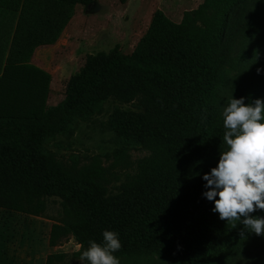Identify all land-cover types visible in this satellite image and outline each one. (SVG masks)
<instances>
[{
  "label": "trees",
  "instance_id": "16d2710c",
  "mask_svg": "<svg viewBox=\"0 0 264 264\" xmlns=\"http://www.w3.org/2000/svg\"><path fill=\"white\" fill-rule=\"evenodd\" d=\"M92 2L58 0L61 7ZM237 6L245 14L231 24V12ZM228 32H235L238 42L236 53L227 60L222 53L218 57V52ZM226 60L228 71L219 73ZM126 71L174 88L186 86L179 104L154 99L143 112L115 109L111 115L114 133L128 145L143 144L150 156L134 160L118 152L117 162L107 165L98 156L81 161L0 153V209L43 216L48 198L61 200V212L53 219L48 236L51 247L70 236L86 247L89 240L99 242L101 231L108 229L119 234L122 244L183 253L175 240L161 233L159 213L152 215L155 224L147 229L145 221L150 218L135 223L117 202L126 192L155 186L175 200L192 201L210 211L198 197L206 190L201 176L215 167L224 147L219 107L231 93L233 98L244 97L245 103L256 98L264 102V0H203L197 8L184 11L180 22L156 10L132 53L88 61L65 100L41 118L0 114V137H15L25 149H32L75 111L103 99L108 94L101 89L104 81ZM122 178L117 188L122 192L112 195ZM214 215L217 218L200 239L203 246L227 235L230 222ZM250 215L264 217V210ZM242 250L239 246L230 257H219L211 264H231ZM66 257L52 253L44 264H65ZM119 259L120 264H143L126 255ZM194 260L192 264H203L200 257Z\"/></svg>",
  "mask_w": 264,
  "mask_h": 264
},
{
  "label": "rangeland",
  "instance_id": "374dc122",
  "mask_svg": "<svg viewBox=\"0 0 264 264\" xmlns=\"http://www.w3.org/2000/svg\"><path fill=\"white\" fill-rule=\"evenodd\" d=\"M202 2L93 0L88 6L61 7L58 0H0V114L41 118L65 100L88 61L132 53L156 10L163 8L173 21L180 22L184 11L197 8ZM242 11L241 6L232 10L231 24L245 14ZM237 36L235 32L227 33L218 57L222 53L228 60L236 53ZM227 60L221 63L219 73L228 71ZM101 89L108 93L103 99L75 111L32 149H25L15 137L2 136L0 153L81 161L98 156L107 165L115 161L118 152L134 160L150 156L143 144L128 145L114 133L111 115L115 109L143 112L154 99L179 104L186 86L174 88L126 71L106 79ZM123 180L115 183L112 195L122 192L117 188ZM122 198L117 203L131 213L135 223H140L142 217L150 218L145 221L147 229L155 224L152 215L159 213L161 233L175 240L183 253L121 243L115 253L119 258L126 255L143 264H192L200 257L201 263L211 264L219 257H230L241 246L240 258H234L231 264H264V236L247 231L240 223L233 227L230 222L227 235L213 245L203 246L200 239L217 218L207 208L192 201L175 200L155 186L126 192ZM198 201L212 208L202 195ZM46 203L43 216L0 209V264H44L52 253L66 254L65 264H79L80 244L76 238L70 236L49 246L50 227L62 205L55 196Z\"/></svg>",
  "mask_w": 264,
  "mask_h": 264
},
{
  "label": "clouds",
  "instance_id": "9594fccd",
  "mask_svg": "<svg viewBox=\"0 0 264 264\" xmlns=\"http://www.w3.org/2000/svg\"><path fill=\"white\" fill-rule=\"evenodd\" d=\"M260 72V69H257ZM219 117L224 147L215 167L201 176L202 196L212 203L210 211L220 220L237 223L258 236H264V217L251 216L264 210V102L260 98L245 103L244 97L223 99ZM80 249L79 264H120L115 255L121 248L119 234L104 229L101 239L89 240Z\"/></svg>",
  "mask_w": 264,
  "mask_h": 264
},
{
  "label": "crops",
  "instance_id": "0c3cea01",
  "mask_svg": "<svg viewBox=\"0 0 264 264\" xmlns=\"http://www.w3.org/2000/svg\"><path fill=\"white\" fill-rule=\"evenodd\" d=\"M160 9V8H159ZM161 10L166 14L165 10L163 8H161ZM167 15V14H166ZM168 16V15H167ZM169 17V16H168ZM179 17V16H178ZM171 18V17H169Z\"/></svg>",
  "mask_w": 264,
  "mask_h": 264
}]
</instances>
